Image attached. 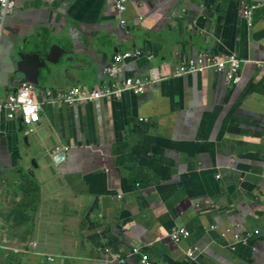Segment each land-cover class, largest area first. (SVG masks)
<instances>
[{"label": "crops", "instance_id": "0c3cea01", "mask_svg": "<svg viewBox=\"0 0 264 264\" xmlns=\"http://www.w3.org/2000/svg\"><path fill=\"white\" fill-rule=\"evenodd\" d=\"M240 1L133 0L120 14L116 0H16L0 40V98L25 77L10 49L59 48L54 78L36 87L32 131L0 111V264H116L108 248L125 264H140L135 248L154 264H264V0H247L259 5L252 28ZM134 50L153 59L120 73L154 74L144 94L47 102L46 89L100 88L113 56ZM201 53L238 56L241 82L175 75ZM176 227L190 236L175 242ZM255 229L247 244L234 237Z\"/></svg>", "mask_w": 264, "mask_h": 264}, {"label": "built area", "instance_id": "2783aa9c", "mask_svg": "<svg viewBox=\"0 0 264 264\" xmlns=\"http://www.w3.org/2000/svg\"><path fill=\"white\" fill-rule=\"evenodd\" d=\"M132 1L133 0H116L115 6L117 11L120 14L125 13L128 4ZM16 4V0H0V40L5 21L14 11ZM240 7L243 17L248 22V27L252 28L253 14L259 5L250 3L247 0H241ZM120 23L124 26L126 25V20L123 19ZM145 56H147L149 60L153 59L152 55H148L141 50L118 53L113 56L111 63L105 67L104 73L107 76V82L100 88L89 90L77 86L65 92H61L58 95H54L52 90L46 89L45 97L47 98V102L55 103V101L59 99L69 105H74L76 103L97 102L104 98L120 99L126 92L133 93L137 96L142 95L147 91V87L154 78V74L151 75V79L140 77L124 78L121 76L120 69L125 62L137 60ZM243 63V60L235 54L226 55L222 59H219L209 54L201 53L195 59H189L180 63L176 69L175 75L183 76L212 71L215 73H223L226 76L227 82L232 86H236L241 82ZM41 110L42 103L36 98V86L27 81H23L17 91L10 94L5 99L0 98V111L5 113L6 119L12 121L20 118L22 124L27 129L29 128V130L33 129V127L41 121ZM1 123L0 121V125ZM211 228L216 229V226L212 225ZM230 232L231 229L227 228L222 232V236H226ZM260 232V229H255L247 232L244 236L234 233V237L236 240H241L243 243L247 244L253 236L259 235ZM190 234L191 232L185 227H176L173 229L170 236L175 242H180L188 238ZM196 249V247H191L188 250V255L194 257L197 251ZM106 252L109 253L113 259L112 261L116 264H125L127 261V258H123L110 248L106 249ZM131 255L141 256L140 264H154L148 254H141L140 250L137 248L133 249ZM50 260L53 261L52 258H50Z\"/></svg>", "mask_w": 264, "mask_h": 264}, {"label": "water", "instance_id": "95a60500", "mask_svg": "<svg viewBox=\"0 0 264 264\" xmlns=\"http://www.w3.org/2000/svg\"><path fill=\"white\" fill-rule=\"evenodd\" d=\"M34 44L35 46H28L29 49H27V52H18L20 47L15 46V49L13 47L10 49L7 60L9 64L16 68L14 75L20 73L25 76L22 79L23 81L33 83L36 87H40L42 82H50L54 78L55 69L51 65L55 64L54 53L59 46H52L49 53L45 54L44 45L46 42L41 41ZM28 65L35 66H32V69H29ZM41 150H44V147H41ZM49 158L50 156L48 155L46 159ZM55 160L58 162L61 160V157L58 156Z\"/></svg>", "mask_w": 264, "mask_h": 264}]
</instances>
